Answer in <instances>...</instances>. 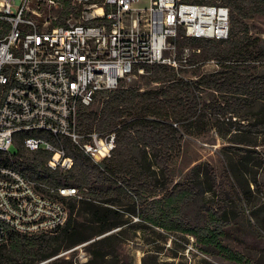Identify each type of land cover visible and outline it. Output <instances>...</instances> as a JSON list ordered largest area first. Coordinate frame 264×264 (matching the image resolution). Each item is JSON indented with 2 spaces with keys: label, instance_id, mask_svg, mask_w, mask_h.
Instances as JSON below:
<instances>
[{
  "label": "trees",
  "instance_id": "obj_1",
  "mask_svg": "<svg viewBox=\"0 0 264 264\" xmlns=\"http://www.w3.org/2000/svg\"><path fill=\"white\" fill-rule=\"evenodd\" d=\"M182 1L220 2L229 8L227 38L178 40L179 47L201 45L204 56L214 60L218 68L183 80L175 77L178 73L173 68L154 64L148 67L149 74L161 82L154 89L138 91L128 86L97 92L104 97L102 106L99 110L81 108L79 127L115 133L111 155L98 163L68 138L43 134L53 141L59 139L72 158L69 169H51L46 164L50 152L27 150L22 140L29 132H16L13 146L20 157L10 159L8 153L0 151V164L20 168L44 184L46 193L61 186L84 191L75 197L60 196L55 190L68 209L65 224L53 234L11 233L9 241L0 245V264H34L84 241H88L89 256L75 264H118L115 244L123 226L134 216L140 219L131 222L136 229L144 221L220 245L219 239L233 217L230 202L203 209L199 205L206 201L205 194L218 197L221 183L207 162L194 164L181 180L173 181L167 174L169 160L179 146V123L206 114L215 120V127L219 128V120L226 126L221 137L228 144L223 148L230 154L227 166L236 178L240 176L239 165L244 167L255 152L257 143L249 136L264 135V39L249 33L246 19L264 14V0ZM69 9L65 6L60 16H66ZM204 89L210 95L199 106L197 92ZM82 214L91 226L77 222Z\"/></svg>",
  "mask_w": 264,
  "mask_h": 264
},
{
  "label": "built area",
  "instance_id": "obj_2",
  "mask_svg": "<svg viewBox=\"0 0 264 264\" xmlns=\"http://www.w3.org/2000/svg\"><path fill=\"white\" fill-rule=\"evenodd\" d=\"M228 34L229 8L220 2L0 0V151L19 158L10 147L14 134L26 131L23 146L50 152L51 169H69L72 158L59 139L43 134L64 136L101 162L115 133L81 130V108L100 90L128 87L151 65L177 73L193 65L200 48L178 40ZM42 188L20 168L0 164V245L11 233L53 234L65 224L67 206ZM49 190L80 197L75 187Z\"/></svg>",
  "mask_w": 264,
  "mask_h": 264
},
{
  "label": "rangeland",
  "instance_id": "obj_3",
  "mask_svg": "<svg viewBox=\"0 0 264 264\" xmlns=\"http://www.w3.org/2000/svg\"><path fill=\"white\" fill-rule=\"evenodd\" d=\"M246 22L251 35L264 39V14L255 13ZM199 47L194 64L176 74L177 79L183 76V80H193L204 72L218 68L214 60L204 56L203 47ZM160 84L148 73L138 76L129 86L144 91ZM197 93L201 106L208 100L210 93L207 89ZM103 100L104 97L98 94L93 103L87 106L88 109L99 110ZM213 123L215 120L207 114L179 123V146L172 150L167 174L177 181L194 164H209L221 188L218 197L212 198L205 194L206 201L199 208L203 209L205 205L216 207L217 203L228 201L233 209L228 230L219 239L220 245L196 238L190 233L165 230L144 221V225L136 229L131 226V222L137 223L140 219L134 216L123 226L116 241L118 264H264V135L249 136L257 145L253 146L255 152L247 164L244 167L239 165L240 176L237 179L227 166L230 154L223 148L228 144L221 137L226 126L220 120L216 124L219 128ZM10 150L13 151L14 146ZM82 190L78 189V192L82 194ZM49 193L56 196L55 190H49ZM127 217L125 211L124 218ZM77 222L83 227L91 226L83 214L77 217ZM87 249L88 241L80 242L34 264L81 263L89 256Z\"/></svg>",
  "mask_w": 264,
  "mask_h": 264
}]
</instances>
